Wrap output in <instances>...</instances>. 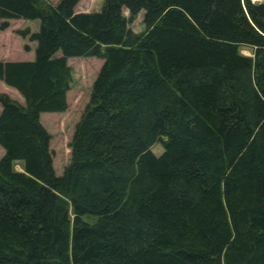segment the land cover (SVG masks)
<instances>
[{
    "label": "trees",
    "instance_id": "1",
    "mask_svg": "<svg viewBox=\"0 0 264 264\" xmlns=\"http://www.w3.org/2000/svg\"><path fill=\"white\" fill-rule=\"evenodd\" d=\"M79 1L0 0L39 22L0 62V264H264V0ZM68 58L102 63L55 176Z\"/></svg>",
    "mask_w": 264,
    "mask_h": 264
},
{
    "label": "rangeland",
    "instance_id": "2",
    "mask_svg": "<svg viewBox=\"0 0 264 264\" xmlns=\"http://www.w3.org/2000/svg\"><path fill=\"white\" fill-rule=\"evenodd\" d=\"M50 5H55L58 0H43ZM104 0H80L75 8V12H97ZM252 3H259L261 0H249ZM122 15L127 17V12L122 11ZM39 26L37 20H12L8 22V28L0 32V62L30 61L33 59L34 42H29L27 37L20 38L17 31L27 29L29 32H36ZM128 28L133 33L143 31L141 14L128 24ZM26 46V51H24ZM239 53L242 56L251 57V50L240 47ZM102 61L96 58H68L67 66L70 68V83L66 93V109L62 113H41L39 123L48 133L49 149L52 154V168L55 176H59L69 159L68 144L70 142L74 126L80 118L88 101L91 84L97 74ZM0 93L6 94L11 100L22 104L18 94L4 86L0 82ZM150 151L158 156L161 153L159 144L151 146ZM2 151L0 149V157ZM13 169L21 172V164L13 163ZM84 221L94 220V217L83 216Z\"/></svg>",
    "mask_w": 264,
    "mask_h": 264
}]
</instances>
